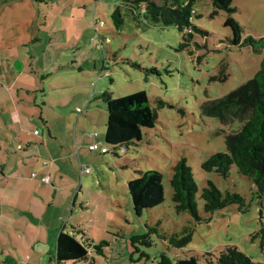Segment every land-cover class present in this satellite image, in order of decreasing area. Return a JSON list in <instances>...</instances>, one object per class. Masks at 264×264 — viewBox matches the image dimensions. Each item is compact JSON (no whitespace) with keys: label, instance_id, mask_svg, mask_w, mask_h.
I'll return each mask as SVG.
<instances>
[{"label":"rangeland","instance_id":"rangeland-1","mask_svg":"<svg viewBox=\"0 0 264 264\" xmlns=\"http://www.w3.org/2000/svg\"><path fill=\"white\" fill-rule=\"evenodd\" d=\"M117 4L115 0H0V80L3 77L4 82L0 81V113L19 110L27 124L19 136L14 126L7 127L13 135L0 136V165L6 164L5 172L17 176L12 165L24 146L33 161L31 171L46 166L52 176L45 198L39 180H33V195L5 177L0 185L1 250H13L18 256L14 245L22 240L30 247L23 227L29 216L20 213L32 209L39 218L32 221L33 241L41 239L50 246L54 235L55 249L59 231L77 225L94 244L106 243L102 255L90 248L95 264H157L162 252L173 257V250L155 235L149 247L132 245L133 236L146 233V224L156 222L168 234L192 227L191 240L184 252H176L178 258L208 251L218 254L232 245L254 261H264V197L257 198L251 182L236 169L225 178L201 168L211 154L226 150V135L240 127L237 119L225 123L207 116L203 104L252 78L264 58V50L229 44L232 33L224 21L228 15L234 18L242 37L264 36V0H232L233 12L216 14L210 0H199L195 9L200 17L193 22L207 34L193 32L184 49L176 27L136 21L123 8L124 22L117 30L111 17ZM139 90L148 94L157 122L142 129L141 140L111 149L105 142L107 107L101 93L108 91L115 98ZM158 99L166 105L157 107ZM90 133L98 136L91 139ZM93 142L100 148L90 151L88 144ZM103 146L109 152H101ZM181 157L198 186L199 222L177 212L171 200L173 166ZM25 168L21 176L30 172ZM146 170L162 173L164 199L137 216L128 182ZM209 180L222 191L244 196L247 210L231 204L205 212L200 193ZM20 218L22 222L16 220ZM141 251L149 258L140 257ZM8 262L0 256V264ZM35 264L56 262L48 254Z\"/></svg>","mask_w":264,"mask_h":264},{"label":"trees","instance_id":"trees-1","mask_svg":"<svg viewBox=\"0 0 264 264\" xmlns=\"http://www.w3.org/2000/svg\"><path fill=\"white\" fill-rule=\"evenodd\" d=\"M118 4L111 17L117 30L121 29L124 19L121 8L136 20H146L163 27H176L182 33L183 42L180 48H186L193 37V32L207 34L194 22L199 18L196 3L199 0H115ZM214 8L231 13L235 10L232 0H210ZM224 26L231 30L229 44L238 48L249 47L254 52L264 50V36L255 39L251 36L242 37V29L230 15L224 21ZM151 70V69H150ZM223 79L225 76L222 77ZM101 98L107 107V122L105 142L111 149L124 147L134 140H141L142 129L152 128L157 122V113L150 104L145 90L131 94L111 97L108 91L101 93ZM166 103L158 99L157 107ZM171 107L172 105H168ZM207 116H215L228 123L234 119L240 122V127L225 137L224 152L211 154L201 164L205 171H214L222 177H228L232 169L251 182V191L257 198L264 197V58L254 76L226 95L205 102L202 106ZM103 153L109 152L106 146ZM99 149V148H98ZM97 149V150H98ZM102 152V151H101ZM253 184V186H252ZM172 188L171 200L177 212H186L196 222L201 220L198 214L196 195L198 186L193 180L192 171L181 157L173 166L170 179ZM128 190L132 200L133 211L141 216L145 211L156 208L163 202L162 173L158 170L139 171V175L128 182ZM200 198L205 212H214L228 205L236 204L240 211L247 210L246 199L241 194L229 190H220L212 181L202 188ZM148 231L132 237V245L149 247L152 235L164 241L168 249L173 250V257L162 252L157 264H171L178 258L176 253L184 252L183 248L190 242L193 229L186 225L180 232L168 234L159 227V222L146 224ZM103 244H94L85 232L77 225L70 231L64 228L59 231L56 239L54 258L56 264H95V258L89 254L92 248L97 254H103ZM136 247V246H135ZM138 252L140 249L135 248ZM175 251V252H174ZM140 257L149 258L141 251ZM199 264H264V261H254L237 246L227 245L218 254L213 251L192 256ZM9 264V262H8ZM144 264V263H141Z\"/></svg>","mask_w":264,"mask_h":264},{"label":"crops","instance_id":"crops-1","mask_svg":"<svg viewBox=\"0 0 264 264\" xmlns=\"http://www.w3.org/2000/svg\"><path fill=\"white\" fill-rule=\"evenodd\" d=\"M19 76H21V75H19ZM2 79H3V77L1 78L0 81L3 82ZM4 123H6V124H4ZM25 125H27V124H25V116H24V114L20 113L19 110L16 113H13V112H7V113H3L2 112V113H0V136H2V135H13L11 132L8 131V128H7V127L10 128L12 126H14V128L16 130H18L17 133L19 132L18 133V136H19L22 127L25 126ZM48 131L51 134L50 126H49V130ZM34 132H35V130H34ZM97 136H98V134H97ZM4 137L5 136H3V139L5 140L6 138H4ZM91 139H93V138H91ZM20 147H21V150H22V155L21 156L15 155L14 161H13V165H12V167H15V169L12 170V173L16 174L17 176L11 177L10 176L11 173L7 174L5 172L7 165L6 164L0 165V185L3 186V182L5 180V177H6V179L7 178L8 179L12 178V179L15 180V185H18V186L23 185L25 187L23 189V191L26 194H33V192H35V188L34 187H36L35 183L33 182V180H35V181L39 180L38 184H40V185H39L38 188L42 190V192H40V193L42 194V197L45 198V193L47 191H49V189H50L49 188V183L52 180V176L50 174V171H47V167L46 166L42 167L41 165L39 166V168H40L39 171H36V172L35 171H31V164L33 163V161H32L31 158H29L26 155L28 153V150L25 149L24 146H20ZM52 166H53V169H54V165H52ZM25 167L30 169V172L26 171L25 174L23 176H21L20 172L23 171ZM50 169H52V168L49 167V170ZM47 172H49V173H47ZM46 174L50 175V181L48 183L43 182L41 180V178L44 175H46ZM52 184L54 185V183H52ZM55 193L57 194V189H56ZM41 194H39V195H41ZM20 215L23 218L26 217V215L29 216V219H27L28 224L23 225V227L30 234L31 232H33L32 221H35L36 219H39L38 215L34 214V211L32 209H27L23 213H20ZM20 219H22V218H20ZM20 219H16V220L19 221V222L20 221L22 222L23 219L22 220H20ZM29 234H28V239H29L28 242H29L30 247L27 246L25 240H22V241H19V242H15L14 246L17 249L16 251H18V249H19L18 256L13 252V250L12 251L9 250L8 253H7L4 250H1V248H0V256H2V258L6 259V261L7 260L10 261L9 264H35L36 261L38 263H42L44 261L45 257L48 254H52L53 257H54V253H55V249H53L54 244H55V236L54 235L51 236V245L50 246H45V242H42L41 239H37V238H33V239H35L33 241L30 238ZM5 240H6V238H5ZM33 244H34V246H33ZM31 248H32V250H31ZM24 249H25L26 252H24ZM28 249L31 250V252H29V251L27 252Z\"/></svg>","mask_w":264,"mask_h":264},{"label":"built area","instance_id":"built-area-1","mask_svg":"<svg viewBox=\"0 0 264 264\" xmlns=\"http://www.w3.org/2000/svg\"><path fill=\"white\" fill-rule=\"evenodd\" d=\"M34 133H37V131L35 130ZM95 136H97V133H94V134L90 133V134H88V137H89V138H93V137H95ZM98 148H100V143H95V142H93V143H89V144H88V149H89L90 151L97 150ZM104 150H105V149L101 148V151H102V152H103ZM81 171H83V170H81ZM85 171L87 172L88 169H86ZM33 175H34V174H33ZM41 180H42L43 182L48 183V182L50 181V175H49V174L44 175V176L41 178Z\"/></svg>","mask_w":264,"mask_h":264},{"label":"water","instance_id":"water-1","mask_svg":"<svg viewBox=\"0 0 264 264\" xmlns=\"http://www.w3.org/2000/svg\"><path fill=\"white\" fill-rule=\"evenodd\" d=\"M171 264H199V263L197 262V260L195 258L189 257V258L177 259Z\"/></svg>","mask_w":264,"mask_h":264}]
</instances>
